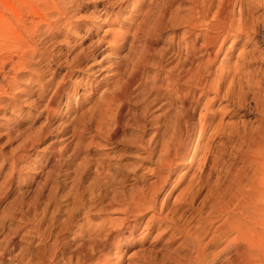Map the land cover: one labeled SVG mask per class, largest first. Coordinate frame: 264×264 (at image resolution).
Instances as JSON below:
<instances>
[{
	"label": "rangeland",
	"instance_id": "374dc122",
	"mask_svg": "<svg viewBox=\"0 0 264 264\" xmlns=\"http://www.w3.org/2000/svg\"><path fill=\"white\" fill-rule=\"evenodd\" d=\"M67 1L58 21L59 0H0V264H226L227 254L234 264H264L263 224L238 237L219 235L242 217L221 188L239 176L242 187L264 182V38H231L210 63L202 52L187 58L178 43L186 26L176 21L154 37L130 30L115 52L108 43L115 29L127 30L135 15L144 19L143 9L151 10L150 25L159 1ZM259 8L244 13L264 30ZM36 12L48 22L39 33ZM234 14L240 17L239 5ZM242 50L255 52L251 64L238 57ZM72 60L81 62L69 66ZM169 72L181 78L170 87L175 98L164 81ZM115 91L114 107L102 116L103 95ZM169 142L177 143L171 151L181 164L163 183L157 176L168 171L157 169ZM153 186L162 187L157 209L166 219L144 212L135 222L128 198ZM229 243L252 247L254 261L232 248L218 255Z\"/></svg>",
	"mask_w": 264,
	"mask_h": 264
},
{
	"label": "bare ground",
	"instance_id": "6f19581e",
	"mask_svg": "<svg viewBox=\"0 0 264 264\" xmlns=\"http://www.w3.org/2000/svg\"><path fill=\"white\" fill-rule=\"evenodd\" d=\"M74 1V0H73ZM79 1V0H78ZM115 1V0H114ZM142 1V0H141ZM154 1V0H153ZM159 4H160V9H159V14H155L156 16L155 18H152L150 25L147 24L148 19L150 16L148 15L149 12H151V10L145 11L146 13H144V9L141 11V15H145L144 19H140L139 17L136 20V15L134 16L132 21H136L131 22L130 26L127 28V30L125 29L124 31H122L119 27L120 30L115 29V32H113V39L111 41H107L111 46L113 51H117L119 46L122 45V40H125V38L127 37V35L130 33V30L136 28V31L134 34V37L137 38L138 36L141 35V30L145 29L147 32H145V35L148 37H154V36H159L161 34V32L163 31V29L167 26H175L176 25V21L180 22V24H183L186 26L185 28V32H183V34L180 36V40L178 41L179 43V47H184L186 50V56L187 58H190L188 56H199V54L202 52V54L204 55H208L209 60L208 62H213L215 61V59H217L216 57L220 54V52H222V50L225 47V43L227 42V40L233 38V39H241L243 37H245V41L248 44H251L253 41H255L254 43H259L262 41V39L264 38V30H261V26L259 25L256 26L254 24H251L250 22V17L246 16V14L244 13V11L247 9L254 11V8L256 7H263L264 8V0L263 1H259V0H182L184 3H188L187 6H178L176 9L174 7L176 0H158ZM80 2V1H79ZM124 0H117L116 2H109L113 5L117 4V3H123ZM145 2V1H144ZM69 3L67 0H59V4H61L62 6H55V8L58 10L57 12L59 13V15H57V20L59 21L62 17H65V15L63 16V9H66V4ZM143 3V2H142ZM153 3V2H152ZM71 4V3H70ZM110 4V5H111ZM127 4V3H124ZM108 5V4H107ZM109 6V7H112ZM235 5H239L241 8V14L239 18H235L234 14V6ZM116 6V5H115ZM114 6V7H115ZM123 4L120 6V8L122 9ZM109 7H106V9L108 10ZM124 7V6H123ZM138 7H140V2L139 5L136 4L135 6V12H137L136 10L138 9ZM174 7V8H173ZM119 8V9H120ZM259 8V9H260ZM141 9V7H140ZM245 9V10H244ZM67 10V9H66ZM114 10V9H113ZM139 10V9H138ZM256 10V9H255ZM121 11V10H120ZM184 14H183V13ZM256 12V11H255ZM37 13V12H36ZM122 13V12H121ZM247 13V12H246ZM249 13V12H248ZM38 14V13H37ZM105 14V13H104ZM111 14V13H110ZM109 14V15H110ZM120 15V14H119ZM134 15V14H133ZM138 15V14H137ZM172 16V22L171 20H169L168 16ZM212 15V20H208L209 17ZM48 18L52 17L51 15H47ZM56 17V16H55ZM105 17V16H104ZM119 17V16H118ZM125 17V16H124ZM129 17V16H128ZM54 18V17H53ZM100 18V16H99ZM117 18V17H116ZM132 18V17H131ZM255 18V17H254ZM125 19V18H124ZM54 20V19H53ZM101 20V19H100ZM126 20V19H125ZM258 20V19H257ZM112 21V20H111ZM109 22V21H108ZM113 22V21H112ZM40 23H48L47 19H45L43 16L41 15H37V19L35 20V24H36V33L40 32ZM102 23V22H101ZM105 23V21H104ZM111 23V22H110ZM118 23V22H117ZM116 23V24H117ZM55 24V23H54ZM129 24V23H128ZM112 25V24H111ZM115 26V25H114ZM121 26V24H120ZM125 26V25H124ZM127 26V25H126ZM135 26V27H134ZM178 26V25H177ZM122 27V26H121ZM183 27V26H182ZM111 28V27H110ZM109 28V30H110ZM124 28V27H123ZM180 28V27H179ZM263 28V27H262ZM100 28H98L99 30ZM113 29V28H111ZM171 29V28H169ZM178 29V28H177ZM97 30V29H96ZM108 30V29H107ZM108 30V31H109ZM144 30V31H145ZM112 31V30H111ZM109 31V32H111ZM166 31V30H165ZM100 32V31H99ZM108 32V33H109ZM106 33V32H105ZM103 33V34H105ZM107 34V33H106ZM93 35V33H92ZM103 36V35H102ZM101 36V37H102ZM98 37V36H97ZM106 37V36H103ZM102 37V38H103ZM257 37H261L262 39H258L255 40ZM100 39V38H99ZM104 40V39H103ZM135 40V39H134ZM140 40V39H139ZM144 40V39H143ZM101 41V40H100ZM133 41V40H131ZM102 42V41H101ZM233 42V41H232ZM100 43V42H99ZM143 43V42H142ZM130 44V43H129ZM99 45V44H98ZM100 46V45H99ZM34 52H36L38 50V43L37 40H33V45H32ZM31 47V48H32ZM93 47V46H92ZM145 48V47H144ZM93 49V48H90ZM146 49V48H145ZM95 50V48L93 49ZM92 51V50H91ZM90 51V52H91ZM149 51V50H148ZM229 51H231V48L227 49V53H229ZM33 52V53H34ZM89 52V51H88ZM84 53V52H83ZM86 53V51H85ZM84 53V54H85ZM139 53V52H138ZM255 52L250 51V52H245L244 50H242L238 57L239 58H243L245 60V62H247L248 64H251L254 59H255ZM88 54V53H87ZM115 54V53H114ZM140 54V53H139ZM179 54V53H178ZM185 54V53H183ZM86 55V54H85ZM84 58H87L85 57ZM141 55L143 56V54L141 53ZM145 55V54H144ZM80 54L77 56V59H79ZM76 57V56H75ZM145 57V56H144ZM144 57H140L137 58L141 64V62H145L146 60H144ZM200 57V56H199ZM203 57V56H202ZM206 57V56H205ZM82 58V57H81ZM128 58V57H127ZM193 59V58H192ZM185 60V59H184ZM194 60V59H193ZM20 61V60H19ZM132 61V60H131ZM136 61V60H135ZM134 61V62H135ZM187 61V60H185ZM184 61V62H185ZM224 61V60H223ZM75 62L77 64H75ZM81 62V61H80ZM79 60H72V62L70 63L69 66H75V65H79ZM137 62V63H139ZM162 62V61H161ZM202 62V61H201ZM21 63V62H20ZM179 63V62H177ZM193 63V62H192ZM221 63V62H220ZM201 64V63H200ZM138 65V64H136ZM158 65V64H157ZM180 65V64H179ZM183 65H185L183 63ZM182 65V66H183ZM187 65V64H186ZM189 65H191L189 63ZM188 65V68H190ZM202 65V64H201ZM210 65V64H209ZM142 66V65H141ZM163 66V65H162ZM174 66V65H173ZM197 66V65H196ZM24 67V66H23ZM26 67V66H25ZM24 67V68H25ZM177 68V66H175ZM179 67V66H178ZM184 67V66H183ZM186 67V66H185ZM192 67V66H191ZM195 67V66H194ZM199 67H201L199 65ZM203 67V66H202ZM212 67V66H211ZM72 68V67H71ZM135 68V67H134ZM199 69V68H198ZM172 70V69H171ZM174 70V68H173ZM177 70V69H176ZM70 72V71H69ZM199 72V71H198ZM202 72V71H201ZM187 73V72H186ZM206 73V72H205ZM251 73V72H250ZM177 75V74H176ZM198 75V74H197ZM158 76V75H157ZM178 76V75H177ZM175 76L173 73L167 74V76H165L164 81H168L170 84L166 85L168 90H170L171 96L172 98L176 97V94L174 93V91H171L172 86L177 85L178 83L181 82V78L179 79L180 82H178V77ZM181 76V75H180ZM185 76V75H184ZM190 76V75H189ZM203 77V76H202ZM159 78V77H156ZM185 78V77H184ZM197 78V77H195ZM209 79V78H208ZM226 79V78H224ZM195 81V80H194ZM210 82V80H209ZM214 83V81H213ZM157 84V83H156ZM197 84V83H196ZM223 84V83H222ZM231 84V83H230ZM158 85V84H157ZM154 84V87L156 89H159V86H157ZM186 85V84H185ZM191 85V84H188ZM195 85V82H194ZM208 85V82H207ZM210 85V84H209ZM64 86V85H63ZM63 86L61 88H63ZM153 86V85H152ZM197 86V85H196ZM199 86V83H198ZM60 89V86H58ZM70 87V86H69ZM153 87V88H154ZM162 87V84H161ZM201 87V86H200ZM154 88V89H155ZM165 88V87H164ZM206 88V85H205ZM210 88V87H209ZM222 85L221 83L218 84L215 87V92L216 95H219V92L221 91ZM231 88V87H230ZM228 89L227 93L229 94V90ZM166 89V88H165ZM61 90V89H60ZM149 90V89H148ZM59 91V90H58ZM58 91L54 94H59ZM76 91V90H75ZM205 91V90H204ZM209 91V90H208ZM112 92V91H111ZM122 92V91H121ZM207 92V91H206ZM189 93V90H188ZM107 94V93H106ZM105 94V95H106ZM116 91L115 93H112L110 96H105L103 95V100L100 101V103L103 101V105L101 106V104L99 106H101L100 108H102L103 112H102V116H105L108 113V110L111 108V106H113V102L114 99L119 95ZM186 94V93H185ZM195 94V92H194ZM203 95H206V93H202ZM227 94V95H228ZM113 95V96H112ZM70 96V95H69ZM182 96V95H181ZM188 96V95H187ZM57 96H53V99L50 101L52 104L55 101V98ZM120 97V96H119ZM122 97V96H121ZM178 97V96H177ZM183 97V96H182ZM194 97V96H193ZM196 97V95H195ZM194 97V98H195ZM217 96H215L214 98H216ZM52 98V97H51ZM186 98V97H183ZM193 98V100H194ZM200 98V97H199ZM117 99V98H116ZM178 99V98H177ZM180 99V98H179ZM178 99V100H179ZM192 100V101H193ZM196 100V98H195ZM174 101V100H172ZM197 101V100H196ZM181 102V101H180ZM194 102V101H193ZM176 103V102H175ZM185 105V102H183ZM195 103V102H194ZM198 103V102H197ZM210 103V102H208ZM115 104V102H114ZM123 104V103H122ZM191 104V103H190ZM193 104V103H192ZM191 104V105H192ZM177 105V104H176ZM193 106V105H192ZM190 106V109L191 107ZM196 106V104H195ZM50 107V106H49ZM114 107V106H113ZM120 107V106H119ZM122 107V106H121ZM125 107V106H123ZM185 107V106H184ZM188 107V106H186ZM99 108V107H98ZM99 108V109H100ZM195 108V107H194ZM124 109V108H123ZM122 109V110H123ZM184 109V108H183ZM189 109V110H190ZM188 110V111H189ZM192 111V110H191ZM123 112V111H122ZM187 112V110L185 111ZM189 113V112H188ZM192 113V112H191ZM191 113L187 115V117H184V121L185 123L189 126V124H191L189 122V117L191 116ZM209 113V112H208ZM207 113V114H208ZM263 113H264V108H263ZM117 114V113H116ZM179 114V113H178ZM98 117V116H97ZM107 117V116H106ZM208 119L210 121L207 120V122H205L204 124L201 125L200 127V134L202 136L205 135L207 128L209 127V125L211 124L210 122L212 121L211 118L212 116H208ZM97 119V118H96ZM100 120V119H99ZM192 121V119L190 120ZM205 121V120H204ZM177 122V121H176ZM203 123V122H202ZM102 125V124H101ZM104 125V124H103ZM177 125V124H176ZM184 125V124H183ZM191 126V125H190ZM177 127V126H176ZM99 128V127H98ZM102 128V127H101ZM186 128V127H185ZM159 129V128H158ZM189 129V128H188ZM166 132V131H165ZM183 132V131H182ZM159 134V133H158ZM161 134V133H160ZM156 135V134H155ZM162 136V135H161ZM175 137V136H174ZM165 139V137H164ZM166 141V140H165ZM165 145V143H164ZM177 147V143L176 142H172L169 144H167L164 149H163V155L160 158V162H159V169H163V171L167 170V174L166 176H160V174L157 176L159 179L162 180L163 183L167 182V179L169 178V176H171L172 172H173V166L174 168L176 167V165H180L181 163L177 162L176 160V155L173 154V151H171V149H173V147ZM162 149V148H161ZM161 151V150H160ZM159 151V152H160ZM177 151V149H176ZM160 157V156H159ZM240 169V168H239ZM161 171V170H160ZM238 171V170H237ZM162 172V171H161ZM259 172V171H258ZM159 173V172H158ZM237 174V173H236ZM240 174V172H239ZM258 175V173H257ZM239 176V175H238ZM256 176V173H255ZM254 176V177H255ZM260 175H258L259 177ZM249 177V176H248ZM247 177V178H248ZM257 177V176H256ZM255 177V178H256ZM257 177V178H258ZM243 179V178H242ZM254 179V178H253ZM241 178L240 176L237 177L234 181L233 184H230V186H225L222 187L221 190L223 192V195H231L230 197H232L233 200H237V204L235 206H237L236 208H239L241 211V215L242 217L239 218V220H237V222H229L227 225L222 226V228H220V234L222 236H227V233L229 231H234L235 232V237L241 236L243 231H258L257 228L259 225H264V182H260V177L258 179H254L252 181L247 182V186L248 188L242 187L241 183H243L242 181H240ZM155 184V183H154ZM244 185H246L244 183ZM242 187V188H241ZM162 189V187L158 188L155 186H153L152 188H149V190L147 192H145V190H143V192L138 193L140 191H137V194H134L132 196H130L129 202L132 203L134 206L133 208H131V212H133V214L135 213V215L137 216L136 219L134 220L135 222H137L138 216L141 214H144V212H151L152 215L150 216V218L152 220L154 219H161L162 221L166 219V217H162V216H158V209H157V196L160 192V190ZM220 190V191H221ZM222 194V193H221ZM225 195V197H226ZM228 197V196H227ZM226 197V198H227ZM223 198V197H222ZM131 200V201H130ZM227 201V200H226ZM230 202V201H228ZM127 205V204H126ZM239 206V207H238ZM126 208L128 206H125ZM125 208V210H126ZM227 208V207H225ZM129 210V208H127ZM224 209V208H223ZM128 210H126L128 212ZM226 210V209H224ZM162 211V210H161ZM240 214V212H239ZM166 216V215H165ZM240 216V215H239ZM168 218V217H167ZM161 221V222H162ZM150 222V221H149ZM154 222V221H153ZM136 224V223H135ZM133 224V225H135ZM154 224V223H153ZM132 225V224H131ZM167 226V225H166ZM131 227V226H130ZM134 227V226H132ZM169 227V226H168ZM184 230V229H183ZM185 231V230H184ZM200 242V241H199ZM198 242V244H200ZM202 244V243H201ZM198 247L197 252L200 253V255H203L204 253V249L201 246ZM249 244L250 245H255L253 241L249 240ZM245 246V245H244ZM243 244H238V243H234L233 245L231 243H229L227 246H225L219 253L222 254L225 251H229L231 248L235 250L237 256H241L243 261L246 263H252L254 261V258L256 256L253 255V249L250 246H246L244 247ZM205 255V254H204ZM228 255V254H227ZM226 256H222L223 259H226V264H234L235 263V258L233 257H227ZM205 258V257H204ZM254 264V263H253Z\"/></svg>",
	"mask_w": 264,
	"mask_h": 264
}]
</instances>
